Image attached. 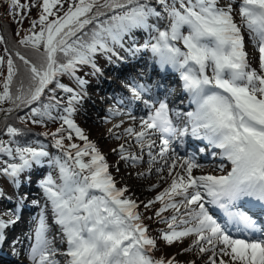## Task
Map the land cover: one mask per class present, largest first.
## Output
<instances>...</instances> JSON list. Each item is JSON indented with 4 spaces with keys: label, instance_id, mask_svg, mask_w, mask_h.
Segmentation results:
<instances>
[{
    "label": "snow or ice",
    "instance_id": "1",
    "mask_svg": "<svg viewBox=\"0 0 264 264\" xmlns=\"http://www.w3.org/2000/svg\"><path fill=\"white\" fill-rule=\"evenodd\" d=\"M0 4L17 25L33 9L38 12L23 36L22 29L16 31L17 43L30 49L33 58L15 52L21 68L7 49L0 56V66L7 67L0 106L10 104L7 112L28 109L21 122L59 124L55 131L41 133L51 137L57 156H50L39 140L23 139L25 133L13 126L6 127L8 139L0 140V156L8 158L0 160V175L12 184L19 186L25 174L45 163L56 170L39 188L66 248L54 246L41 208L30 237L31 264H58V255L67 258L66 264H178L175 256L154 258L157 240L149 235L139 209L152 210L156 204V222L166 225L158 238L169 247L191 238L182 249L195 252L190 264H264V0H227L223 5L219 0ZM245 33L258 52L259 70L251 66ZM137 34L146 37L140 45ZM118 49L133 57L150 53L161 72L177 74L190 108L170 110L165 100L144 98L151 92L146 85L130 86L133 100L142 101L147 113L138 128L109 129L114 139L124 140L112 149L119 158L117 171L121 162L132 169L146 163L147 172H139L140 177L167 170L170 183L146 202L134 199L127 187H117L105 156L74 120L88 84L78 73L85 67L98 73V56L122 59ZM186 137L202 142L200 155L226 161L230 170L195 174L206 165L197 154H178L176 145L183 148ZM74 138L83 145L72 142ZM211 167L225 172L224 163ZM18 212L19 205L7 213V221L0 219V240Z\"/></svg>",
    "mask_w": 264,
    "mask_h": 264
},
{
    "label": "rangeland",
    "instance_id": "2",
    "mask_svg": "<svg viewBox=\"0 0 264 264\" xmlns=\"http://www.w3.org/2000/svg\"><path fill=\"white\" fill-rule=\"evenodd\" d=\"M227 2V0H225V3ZM224 3V4H225ZM223 5V4H221ZM65 7H67V5H65ZM235 15V14H234ZM236 20L237 22H239V17L238 15H236ZM34 19H38V12L36 9H33L31 11V14L27 17V19L24 20L22 25H17L15 23H13L12 18L7 15L6 12V6L3 4H0V38H3L4 43L0 44V56H4L5 52L4 49H9L11 50L12 54L14 53L15 50L19 51L21 54H24L26 57H28L29 59H32V52L30 49H25L21 46H18L17 41L19 40V36L16 35V31L18 28L22 29L20 32V35L23 36L25 34L24 30H27L30 26V23L32 20ZM145 39V38H144ZM143 39V40H144ZM142 40V42H143ZM7 43L9 46H7ZM10 47V48H9ZM251 52V51H250ZM253 57V54H252ZM251 57V60H252ZM102 61H105V59H107V56H101ZM117 62V60L114 58L112 59L111 63ZM119 63V61L117 62ZM102 69L105 71L107 69V63L106 66H101ZM109 67V66H108ZM7 67H6V63L2 66H0V83H2L3 81V77L7 74L6 71ZM92 72V71H90ZM97 74V73H96ZM96 74H94V76H96ZM99 75V74H98ZM96 76V80L93 83V80L91 82L90 85L86 86L85 92L86 95L83 98V101L80 105H78V111L74 116V120L77 123V125L83 130V132L85 133V135H87L89 140H92L93 143L96 144L97 148L100 150L101 153H105L107 155L106 161L109 163L110 165V172L113 174V176L115 177L116 181H117V187L119 188H123V187H127L130 191H129V195H131L134 199H136L138 202L139 201H147L149 199H153L154 195L158 194L159 192L163 191V189L165 187L168 186V183H170V178L167 177V175L165 176V179H163V181L161 183L158 184V187H156L155 189H152L151 184L154 183L156 181L155 177L151 174V175H146L143 177L138 176L139 172H144V170L147 172V167L143 168L142 166H138V168L132 169L129 168L127 165L123 164L122 162L119 165L120 170L117 171L116 170V165L118 162V156L117 154H115L114 152H112L113 148H117L119 146V144L123 143L124 140H116L112 137V135L109 132L110 129V124L111 122L107 120L106 123L103 122V120H106L107 118H109V115L106 114H101L99 111L101 110V105L104 103V95H98L99 93H94L93 91L95 89H99V87H97V82L101 79L99 76ZM61 81L65 84H70L72 85V82L69 81L68 77H63L61 78ZM120 86H124L127 85V82L125 80H123L121 77L117 78L116 80ZM112 85L114 86V83H112ZM74 86V85H72ZM9 107H11L10 104H4L2 106H0V113H2L1 115L3 117H5L6 115L8 116L9 113H13L19 115L20 117L25 116L28 109L23 110L24 108L21 109H14L11 112H7L6 109H8ZM106 117V118H105ZM102 120H101V119ZM29 125H33V126H39V125H34L32 124L30 121H27ZM48 130L45 132H52L54 129H56L59 124L58 123H51L48 122L46 124ZM44 126V127H46ZM40 127V126H39ZM5 131H6V127H5ZM3 131V132H5ZM115 131V130H113ZM44 133V132H42ZM8 137L7 136H3L0 138V140H7ZM42 141L48 142L49 145H47L48 147V152L50 153V156H57L60 155V153L58 152V150H49V148L52 145V139L50 136H48V138L46 139H42V138H38ZM74 143H77L78 145L82 146L83 141H80L78 139H75L72 141ZM65 143L67 144L68 141H65ZM50 146V147H49ZM7 157L4 156H0V160H7ZM87 159V158H85ZM125 166L129 169L125 170ZM201 174H213L216 175L215 172L211 169L205 170V171H200ZM195 173L197 175H200L199 173ZM203 172V173H202ZM49 173H51L54 177L56 176V170L53 168H49L47 163H45L42 166H39L35 171L32 172V184L34 182V190L32 191L33 194H30L27 197L26 202L28 204H30V213L32 215V220L33 222H31L29 224V227L27 228V232L29 234H32V231L35 227L36 224V220L38 218V215L41 211V208L44 209L45 212V216L47 217L46 212L48 211V209H50V206H47L42 192L39 188V183L40 181ZM154 177V178H152ZM0 178L5 179L4 176L0 175ZM15 189L18 192V186H15ZM151 189V190H150ZM13 197H15L17 199V196H15V192L14 190H12ZM24 200V199H22ZM33 201H37L38 202V206L33 204ZM6 201L2 200L1 196H0V213L2 214V212L4 211V207L6 205ZM153 208H155V205H153ZM9 211V210H7ZM139 211L143 214V217H145V225L149 228V232L150 234H155L156 235V231L154 230V228H152L153 224H156V219L155 217L152 216L153 214V209L152 210H145L143 208V206L140 207ZM10 213V211H9ZM0 214V215H1ZM27 217H30L29 215H27ZM148 217H152L151 219H148ZM0 219H2V216H0ZM49 218H46V221L49 225V238H53L55 244L58 243L59 238H56L54 236V228L51 227V223L49 222ZM5 234H7L8 236L12 235L13 230L12 229H5ZM54 233V234H53ZM31 239L29 240V243L26 246L31 245ZM187 241H184L183 244H176V247L171 246H166L164 245L161 241L157 242V254L161 257H165L166 259L169 258L172 255H175L176 250H180L183 249L186 246ZM189 253H179L178 256L176 257V260L178 262H181L183 264H189V262L192 261V256L194 255H189ZM196 258V257H195ZM197 264H200L197 260Z\"/></svg>",
    "mask_w": 264,
    "mask_h": 264
},
{
    "label": "trees",
    "instance_id": "3",
    "mask_svg": "<svg viewBox=\"0 0 264 264\" xmlns=\"http://www.w3.org/2000/svg\"><path fill=\"white\" fill-rule=\"evenodd\" d=\"M10 53L12 54L11 51ZM13 57L15 58L14 53H13ZM14 61L16 62L18 66H20L21 68L23 67L22 63H20L16 59H14ZM16 79L18 80L19 78L17 77ZM19 118L20 116L16 114H12L8 118H2L0 120V134H3L6 132L5 127L13 126V127L21 129L25 133V136L23 137V139L25 140H36L38 138L46 139V137L41 135V133L48 130L47 126L44 127L42 125H39L40 127L39 126L37 127V126L29 125L28 122H21Z\"/></svg>",
    "mask_w": 264,
    "mask_h": 264
},
{
    "label": "bare ground",
    "instance_id": "4",
    "mask_svg": "<svg viewBox=\"0 0 264 264\" xmlns=\"http://www.w3.org/2000/svg\"><path fill=\"white\" fill-rule=\"evenodd\" d=\"M111 102H114V100H111ZM131 124H133V127H137L138 128V125H139V121L136 119L135 121H131ZM158 141V140H157ZM203 173V172H202ZM199 174H201V172L199 173ZM152 178H154V177H152ZM160 179L158 178V181H159ZM54 234V233H53ZM189 256V255H188ZM198 263V262H197ZM200 263V262H199Z\"/></svg>",
    "mask_w": 264,
    "mask_h": 264
}]
</instances>
